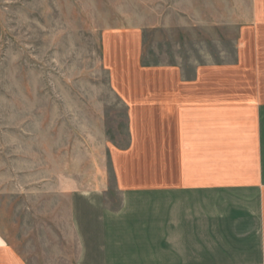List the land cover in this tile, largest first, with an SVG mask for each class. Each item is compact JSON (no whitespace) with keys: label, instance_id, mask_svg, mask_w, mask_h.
Here are the masks:
<instances>
[{"label":"rangeland","instance_id":"rangeland-1","mask_svg":"<svg viewBox=\"0 0 264 264\" xmlns=\"http://www.w3.org/2000/svg\"><path fill=\"white\" fill-rule=\"evenodd\" d=\"M247 0H0V231L27 264H77L72 191L122 193L127 102L212 53ZM133 90V91H130ZM3 255V254H2Z\"/></svg>","mask_w":264,"mask_h":264},{"label":"crops","instance_id":"crops-1","mask_svg":"<svg viewBox=\"0 0 264 264\" xmlns=\"http://www.w3.org/2000/svg\"><path fill=\"white\" fill-rule=\"evenodd\" d=\"M247 3L227 42L125 97L119 207L101 187L69 198L77 264H264V0ZM0 264H27L1 231Z\"/></svg>","mask_w":264,"mask_h":264}]
</instances>
